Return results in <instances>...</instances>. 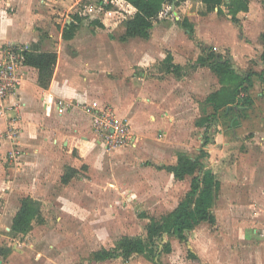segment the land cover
<instances>
[{
  "label": "rangeland",
  "instance_id": "obj_1",
  "mask_svg": "<svg viewBox=\"0 0 264 264\" xmlns=\"http://www.w3.org/2000/svg\"><path fill=\"white\" fill-rule=\"evenodd\" d=\"M35 4L42 13L34 25L39 31L43 48L61 49L62 58L78 54L75 52L77 47H74V43L61 36L63 27L77 13L83 18V31L77 32L76 40L86 38L82 32H87L94 24L93 26L99 27L101 32L96 35L97 38L113 41L114 44L123 43L120 40L121 24L114 29L113 25L104 27L95 24L96 19L97 23L100 21V15H96L98 6L104 4L106 9L118 10L117 1L112 3L110 0H51L49 3H41L37 0ZM88 7L96 8L92 13H88ZM13 8L14 11L18 10V6ZM178 10L179 8H173L171 13L162 16L154 24L157 27L155 43H152L151 39L147 41L137 38L134 41L135 46L141 51L146 44L148 50L152 49L153 54L159 55V47L155 48L160 39L157 35L161 30L159 25L165 24L173 28L168 44H174L179 50L184 44V38L190 37L186 29L177 23L183 18ZM250 12L253 16H244L247 27L255 21L264 23V0H250ZM204 15L201 13L197 18ZM111 17L114 18V13ZM215 19L219 21L220 28H225V32H228L231 23L226 20L229 19L220 14L211 18ZM195 23L199 26V23ZM262 30L258 29L255 31L258 33H252L249 28H241L243 35H235L238 41L242 37L255 49V46L261 44ZM51 32L54 36L49 35ZM206 37L212 39L213 32ZM216 37L222 38L220 34ZM60 38L62 41H59ZM193 39L197 42L204 40L198 36L197 31ZM225 40L230 42L231 36L226 35ZM212 45H217L218 51H215L224 57L231 54L225 44L218 45L213 42ZM162 48L165 49L164 46ZM251 51L253 59L250 67L240 66L239 69L244 72L261 71L258 68L261 58L254 50ZM194 53L196 51L190 54L193 58L196 56ZM109 64L116 65L111 61ZM121 65L120 70L109 67L104 73L103 100L109 104H113L112 97L117 87L120 91L135 86L166 87L175 94L189 93L192 95V104H195L194 102H201L209 92L220 86L217 75L209 67H199L193 78L194 90L184 91L182 88H190V83L181 87L179 83L184 78L172 72H165L163 61L159 59L149 65H135L131 71L135 75L131 73V76L128 75V67L132 64H125L124 67ZM188 68L189 71L185 75L191 78L190 70L196 68L191 59ZM141 72H144L143 77L146 75V78H139ZM251 96L253 102L247 110L239 112L236 117L237 113L228 112L223 108L208 128L195 124L196 117L190 108L192 104L187 106L191 113H185L183 117L174 116L168 125H162L158 131H155V124H151L147 131L154 134L148 136L152 144L149 143V146L139 141L137 147L132 150L140 153L136 158L129 155L126 157L124 152L131 150L124 147L112 150L105 148L106 161L101 175L104 186L96 192L97 198L92 197V200L85 201L76 208L42 207L45 216L50 214L46 217L47 221L35 222L26 234H15L10 230L18 203L16 197L0 196V264H264V190L257 189L253 185V175H243L241 169L246 160L248 163L251 160L254 164H261L264 160V143L261 144L259 139L258 142L253 141L257 135L264 136V81L257 76ZM250 155L254 157L249 159ZM178 156H199L205 167H211L221 180V191L214 204L216 221L202 222L189 231L184 240L170 237L168 234L157 237L158 251L154 260L144 254H134L128 260L121 257L104 261L91 260L93 251L101 247L113 248L117 240L124 235L145 237L147 224L152 217H160L177 206L190 189L193 178V175H186L183 179H176L165 168V164L177 161ZM124 161H128L127 165ZM255 173L260 177L258 171ZM86 175L85 172L79 171L75 177ZM114 175L119 177L118 182L113 179ZM98 177L100 178L99 175ZM87 190L91 191L90 188ZM168 240L172 243L169 252L163 249L164 242ZM190 250L199 260L189 255Z\"/></svg>",
  "mask_w": 264,
  "mask_h": 264
},
{
  "label": "crops",
  "instance_id": "obj_2",
  "mask_svg": "<svg viewBox=\"0 0 264 264\" xmlns=\"http://www.w3.org/2000/svg\"><path fill=\"white\" fill-rule=\"evenodd\" d=\"M50 1L39 0L41 3H49ZM110 1L112 3L117 1L118 4L116 6L119 9L110 10L106 9L104 4L99 5L98 9H96V15H100V21L97 23L98 20L96 19L95 24H100V26L104 27L113 25V29L121 24L120 40L123 43L114 44L113 41H104L97 38L96 35L101 32H99V27L93 26L94 24L91 25V29L87 30V32H82V35H85L86 38L76 40L77 32L83 31L81 24L75 35L70 39L63 37L62 30L61 36L65 40H69V42L72 41L74 47H77L75 52H78L75 56L67 55L62 58L61 49L43 48L39 31L34 25L42 16V13L35 6L37 0H0V48L5 44L23 43L28 44L31 49V44L38 42L41 50H57L58 52V61L48 88L39 85L38 69L30 65L26 60L24 67L25 78L17 96L21 102L19 111L11 110L7 113L8 116L17 117L20 134L16 144L7 136L9 121L7 118L0 116V196L16 197L18 202L12 216L11 231H13V219L21 207L23 198L31 197L38 201L41 211L44 206H69L76 208L85 201L92 200V197L97 198L95 196L96 192L100 187L104 186V179L101 175L106 161V154L103 141L92 125V111L94 108L109 105L115 109L119 117L125 118L129 122L135 143L122 147L131 150L124 152L126 157L129 155L134 158L140 155L139 152L132 151L133 148L137 147L139 141L140 143L143 141L145 145L148 144L149 146L152 144L148 136L154 134L147 131L151 124H155V131H158L162 125H168L167 123L169 120H173L174 116L183 117L185 113L194 112L193 115L196 117H194L195 124L199 125L197 119L211 112L210 106L205 104V100L211 92L220 89L222 86L219 78L220 86L209 92L201 102H194L195 104H192V95H189V93L186 95L175 94L166 87L151 88L150 86H135L124 91H120L117 87L118 89L115 88L116 90H114L112 97L113 104L103 100L105 94L104 73L109 67L120 70L122 63L132 64L128 67V75L131 76V73L135 75L134 72H131L135 65H149L159 59L161 62L163 61L165 67L164 59L168 54H171L173 61L180 64L183 68L184 74L179 77L184 79H181L179 85L182 87L188 82L190 83V88H182L184 91L188 89L194 90V75L198 73L199 67H208L197 65L196 63V56L201 53L199 52V41L194 40L193 36L188 33L190 38H184V44L177 50L174 44H168V38L171 37L173 28L165 24L159 25L161 30L157 35L160 39H158L159 45H156L155 48L159 47V55L153 54L152 49L151 51L148 50L146 44L140 51L134 42L137 38H143L147 41L151 39V42L155 43L154 35L157 28L155 25H153L151 35L148 38L136 36L125 40L121 39L125 32L127 21L132 17L136 8L127 0ZM13 6H18V10L14 11ZM172 6L176 8L174 4ZM95 8L88 7L89 11L86 10L88 13H92ZM178 8L180 10L178 12L183 15V18L187 17L190 21L199 23V26H197L198 24L196 25V31L198 36L204 39L205 43L211 46H213V42L218 45L219 43L221 45L225 44V47L231 53L225 57V60L229 56L233 57L240 68V66L250 67L249 65L253 59L251 50H254L256 55L261 58L263 52L262 40L260 45L255 46V49L242 37L239 38L240 41L237 40V36L243 35L240 31L241 28H249L252 33H258L255 31L263 29L264 23L262 21H255L253 25L251 24L247 27L248 24H246L244 16H253L250 12V7L249 10L241 11L238 14L239 18H241L239 25L230 19L226 20L231 23L229 30L227 29L228 32H225V28H220L218 20H211L214 15L218 14L217 8L214 11L207 12V7L202 0H183L177 6ZM113 13L114 18L111 17L113 18L111 19L110 15ZM201 13L205 15L202 18H197ZM161 18L162 16L159 14L154 24ZM183 18L177 23L181 25ZM67 23H70V21ZM252 28H255V30ZM212 32V39L207 38L206 35H211ZM263 33L264 30L260 33V37ZM217 34H220L222 38H217ZM228 34L231 36L230 42L225 40ZM49 35L54 36V33L51 32ZM59 41H62L61 38ZM60 44L62 45L61 42ZM163 46L165 49L162 48ZM213 48L218 51L217 45L213 46ZM194 51H196L194 53L196 55L195 58H193V55L192 57L190 56ZM189 58L196 67L195 70H197H190L191 78H187L185 75L189 71ZM110 61L116 65H110ZM124 65L121 66L124 67ZM258 68L260 70L264 69L262 58ZM164 71L169 72L166 67ZM143 76L144 72H141L139 78H146V75L145 77ZM191 104L192 106H190ZM187 106H190L193 110L190 112ZM248 107V105H233L226 107V109L228 112L237 113V117L239 112L247 110ZM164 114L166 115L164 116ZM211 124L210 126H199L208 128L211 127ZM258 139L261 144L264 143V136L257 135L253 138V141L258 142ZM15 146L20 148L22 152L17 160H14L9 155ZM252 156L254 157V155H250L248 158H253ZM180 157L178 156L175 162L165 164V168L174 178H176L175 174L168 167L176 165ZM124 162L127 165L128 161ZM241 169L243 175H253V185L257 189L264 190V160H262L261 164H254L251 160L248 163L246 160ZM255 170L262 175H260L261 178L257 176ZM79 171L85 172L87 175L76 178L75 175L79 174ZM118 178L115 175L113 176V179L117 182ZM87 188H90L91 191L87 190ZM49 215L45 216L42 211L43 221L35 220L33 226L35 222L44 223L47 221L46 217H49Z\"/></svg>",
  "mask_w": 264,
  "mask_h": 264
},
{
  "label": "trees",
  "instance_id": "obj_3",
  "mask_svg": "<svg viewBox=\"0 0 264 264\" xmlns=\"http://www.w3.org/2000/svg\"><path fill=\"white\" fill-rule=\"evenodd\" d=\"M136 11L127 21L126 29L121 39L141 36L148 38L151 35L155 20L166 3L175 5L177 8L183 0H127ZM208 11L217 8L218 14L227 17L235 23L239 22L238 14L247 11L250 7V0H202ZM83 18L75 14L70 23L63 27V37L72 38L77 29L81 26ZM181 25L186 31L194 36L196 25L187 17L183 18ZM263 41V52L261 54L264 63V33L261 35ZM201 53L196 56L197 65L208 66L217 75L221 83L220 89L211 92L205 104L210 106L211 112L202 115L197 119L199 125L210 126L216 120L221 109L233 105H250L253 102L251 91L255 84V77L264 81V69L261 71L251 70L238 73L232 66L231 60L226 59L215 49L204 41H199ZM58 61L57 50L43 51L38 42L31 44L27 53V62L38 69V83L44 88L51 84L54 69ZM166 70L182 76L183 68L173 61L171 54L164 59ZM175 174L176 178L183 179L186 175H193L190 189L179 201L177 206L160 217H152L147 224L146 236H128L119 238L113 248L101 247L92 252L90 259L104 261L111 258L121 257L128 260L134 254H144L152 260L155 259L158 251L157 237L168 234L180 240L187 238V233L194 230L202 222L214 223L216 214L214 204L217 200L222 183L211 167L205 164L199 156L193 158L181 156L176 165L168 167ZM198 171V173H196ZM66 180V178H65ZM35 220L43 221L41 206L38 201L31 197L22 199V204L13 219L12 230L14 233H28ZM164 250L169 252L172 249L171 240L164 242ZM189 255L195 260L199 257L189 251Z\"/></svg>",
  "mask_w": 264,
  "mask_h": 264
},
{
  "label": "built area",
  "instance_id": "obj_4",
  "mask_svg": "<svg viewBox=\"0 0 264 264\" xmlns=\"http://www.w3.org/2000/svg\"><path fill=\"white\" fill-rule=\"evenodd\" d=\"M172 11V5L166 3L160 15L164 16ZM29 50L30 46L23 43L5 44L0 48V116L9 121L7 136L15 144L19 138L20 128L17 117L8 116L7 113L11 110L19 111L21 102L17 96L25 78L24 67ZM92 125L106 149L135 143L129 122L125 118L119 117L115 109L109 105L94 108ZM21 153L20 148L15 146L9 155L17 160Z\"/></svg>",
  "mask_w": 264,
  "mask_h": 264
},
{
  "label": "water",
  "instance_id": "obj_5",
  "mask_svg": "<svg viewBox=\"0 0 264 264\" xmlns=\"http://www.w3.org/2000/svg\"><path fill=\"white\" fill-rule=\"evenodd\" d=\"M227 59H230V60H231V63H232L233 68H234L238 73H242V70L239 69V67H238V65L235 63L233 57L229 56ZM0 263H1V260H0Z\"/></svg>",
  "mask_w": 264,
  "mask_h": 264
}]
</instances>
